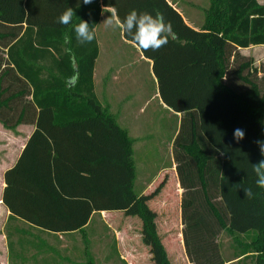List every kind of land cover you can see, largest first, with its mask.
I'll list each match as a JSON object with an SVG mask.
<instances>
[{"label": "trees", "instance_id": "1", "mask_svg": "<svg viewBox=\"0 0 264 264\" xmlns=\"http://www.w3.org/2000/svg\"><path fill=\"white\" fill-rule=\"evenodd\" d=\"M102 5L115 7L121 20L135 9L160 12L173 25L174 38L158 51L139 49L151 60L161 101L181 112L173 158L187 259L223 264L218 239L226 232L237 256L264 264V188L253 171L264 159L256 143L264 141V61L240 51L264 44V0H208L198 28L168 0H0V122L34 125L4 172L1 199L10 217L43 231L84 234L94 212L126 210L139 217L157 264H174L146 195L135 188L133 138L96 94L97 39L75 38L81 19L95 27ZM69 7L72 23L61 25ZM236 128L245 131L239 142Z\"/></svg>", "mask_w": 264, "mask_h": 264}, {"label": "rangeland", "instance_id": "2", "mask_svg": "<svg viewBox=\"0 0 264 264\" xmlns=\"http://www.w3.org/2000/svg\"><path fill=\"white\" fill-rule=\"evenodd\" d=\"M176 1L179 9L203 22V10L208 0ZM117 42L116 37L102 41V53L96 64V93L101 103L104 97L105 100L109 98L110 85H114L111 76L116 73L117 66L123 64L121 70L126 78H122L117 85L119 90L112 93V113L121 126L128 127L129 135L134 138L135 188L137 192L141 190L148 194L146 202L153 211L156 229L170 259L174 264H186L181 248L182 188L173 158V137L180 114L169 109L154 94L157 85L151 65L139 59L131 45L120 40ZM113 45H119V52H109ZM249 51L254 59L264 56V46H256ZM130 69L134 73L127 75ZM149 181L151 183L142 190ZM129 214L119 210L94 212L86 233L78 230L74 235L47 233L24 221L8 220L4 228L3 247L8 248L9 264H86L88 260L91 264H123L115 253L118 234L122 239L127 237L129 243L133 239L144 238L143 243L147 244L149 239L143 234L139 217ZM18 227L27 231L19 232ZM27 239L34 242L45 240V243L38 246L37 243L27 242ZM218 241L225 260L223 264H252L250 257L237 256L239 247L229 234L222 232ZM149 262L157 264L156 260Z\"/></svg>", "mask_w": 264, "mask_h": 264}, {"label": "crops", "instance_id": "3", "mask_svg": "<svg viewBox=\"0 0 264 264\" xmlns=\"http://www.w3.org/2000/svg\"><path fill=\"white\" fill-rule=\"evenodd\" d=\"M168 1L181 12L185 21L188 24H190L194 28H198L202 24L201 21L196 19L191 14L186 13L183 10L179 9L176 0H168ZM103 7H105V6L102 5V9H103ZM102 9L100 12L99 20L94 27L96 30V39H97L98 48H99L98 55L95 59V65H94V70H93V80H94L95 91H96V64H97L98 57L102 53V41L109 40V38L116 37L118 40L117 43H119V40H120L121 43L126 42L127 44L131 45L135 49V51H137L138 58L147 61L149 63V65H151V60L142 55L139 47L136 44H134L131 41L124 38V36L122 34V30L116 29V31L114 32V29L108 28L103 24V21L105 19H107L111 15V13H104L102 11ZM256 46H264V44H251V45L246 46V47H240V51L243 54L252 56V54H250L249 49H252L253 47H256ZM118 49H119V45H117V46L113 45L112 48L111 47L109 48V52L111 54H113L114 52H119ZM259 56H260L259 59L258 58L255 59L256 63H259L261 60L264 61V56L263 55H259ZM122 67H123V64H119L116 68V73H114L113 76H111V78H112L111 80L114 83V85L111 84L110 88H109V92L111 94H110L109 98L106 100L104 97V99H103L104 102H102V105L107 107L111 112H112V106H113V100L111 98V97H113L112 93L115 94L116 91L119 90L117 85H119V82L121 81L122 78H124V79L126 78V76H124L122 74V70H121ZM112 68H113V66H112ZM133 73H134L133 70L130 69V71H128L126 74L131 75ZM101 75H103L102 72H101ZM155 80H156V78H155ZM106 84H107V82H106ZM156 85H157V81H156ZM116 87H117V89H116ZM154 94H157L159 96L158 89L155 90ZM159 99H160V97H159ZM160 101H161V99H160ZM118 112H119V114H121V111H118ZM176 113H179L181 115V112H176ZM126 128L128 130V127H126ZM33 129H34V125L31 123H20V124L16 125L14 128H11V127L4 126L0 122V264H9L8 248H7V246L3 247V240H4V235H5V229L4 228L6 226V222L8 220L22 221L20 219H14V218L10 217V211L1 199L3 187L5 184L4 172L8 167H10L16 161L22 147L24 146L27 138L29 137V135L31 134ZM128 133H129V130H128ZM133 142H134V138H133ZM149 183H151V181H149L148 183H145L143 185L142 190L146 186H148ZM134 184H135V179H134ZM135 187H136V185H135ZM155 190H156V188H155ZM139 194H144V193H142L141 190H139ZM146 195H148V194H146ZM118 210L127 213L126 210H122V209H118ZM101 211H109V210H101ZM98 212H100V211H98ZM93 214H92V217H93ZM127 214H129V213H127ZM129 215H133V214L130 213ZM89 224L90 223L87 222L85 225V233L87 231V226ZM27 225H29V224L27 223ZM29 226H31V225H29ZM31 227H33V226H31ZM33 228L40 230L39 228H36V227H33ZM40 231H43V230H40ZM44 232L53 233V234H62L63 233V234L74 235V233L78 232V230H72V231H67V232H58V231L57 232L44 231ZM181 237H182V235H181ZM126 238L127 237L122 239L119 234L117 235V245H116V250H115V253L117 255H119L120 261L123 262V264H149L150 263L149 261L155 260L157 258V254L155 253L153 245L151 244L150 241L147 240L148 242L146 241L147 244H145V243H143L144 242L143 241L144 238H143V239H140L138 241L137 240L134 241V239H133V240H131L132 242L129 243ZM141 240H142V242H141ZM182 247H183L182 258L187 260L186 264H191V262L187 259V256L184 252V246H183V242H182V238H181V248ZM166 250L168 252V249H166ZM168 255H169V253H168Z\"/></svg>", "mask_w": 264, "mask_h": 264}, {"label": "clouds", "instance_id": "4", "mask_svg": "<svg viewBox=\"0 0 264 264\" xmlns=\"http://www.w3.org/2000/svg\"><path fill=\"white\" fill-rule=\"evenodd\" d=\"M94 0H83V4H92ZM104 13H111V15L103 21V24L112 29H120L127 34L136 45L143 51H158L161 47L169 42V38H174L173 25L171 21H167L164 15L156 12L153 15L150 12H140L138 10H131L124 18L118 15L117 9L112 6L103 7ZM74 9L67 8L59 17L58 23L61 25H69L72 23ZM87 20H82L74 27L75 38L80 44L91 43L96 38V30L91 27ZM70 37L65 36V41L68 42ZM75 67V64L73 63ZM73 84L78 80V76L74 75L70 78ZM234 139L239 142L245 138V131L240 128L234 130ZM260 147L261 155L264 156V141H256ZM253 171L256 173L258 179L256 185L259 188H264V159L258 163L253 164ZM247 198L253 197L251 188L243 189Z\"/></svg>", "mask_w": 264, "mask_h": 264}]
</instances>
